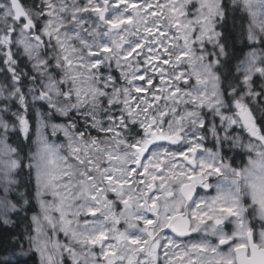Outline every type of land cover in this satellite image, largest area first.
Segmentation results:
<instances>
[{
  "label": "rangeland",
  "instance_id": "374dc122",
  "mask_svg": "<svg viewBox=\"0 0 264 264\" xmlns=\"http://www.w3.org/2000/svg\"><path fill=\"white\" fill-rule=\"evenodd\" d=\"M233 1L248 15V42L262 48L238 66L244 92L231 117L214 72L221 0H25L45 49L16 24L9 0H0V36L41 86L42 95L32 86L19 95L32 115L38 212L31 243L41 264H128L134 242L145 240L146 201L166 223L181 211L180 187L194 173L212 180V192L191 206L202 202L211 211L206 239H216L215 258L231 261L217 249L232 233L237 245L246 241L244 208L259 219L257 241L264 245V134L255 111L264 95V0ZM6 95L0 84V101ZM6 112L0 105L3 216L12 209L6 194L16 166L3 134ZM128 124L137 129L129 141L121 139ZM194 151L197 169L186 163Z\"/></svg>",
  "mask_w": 264,
  "mask_h": 264
},
{
  "label": "trees",
  "instance_id": "16d2710c",
  "mask_svg": "<svg viewBox=\"0 0 264 264\" xmlns=\"http://www.w3.org/2000/svg\"><path fill=\"white\" fill-rule=\"evenodd\" d=\"M21 2L28 9L25 0ZM220 11L221 16L217 18L215 28L221 54L217 57L214 72L218 81V92L227 106V112L233 117L236 115V102L242 98L244 92L238 66L251 49L256 47L260 49L262 44L248 42L246 27L248 15L239 4L233 0H221ZM5 41L0 36V84L7 93L0 101V105L8 109V112L2 114L7 124L3 134L8 146L13 150L12 157L16 166L13 168V182L7 187L6 194L7 202L12 209L5 216L0 214V264H41L40 255L31 243L33 216L38 212L32 162L34 142L32 131L28 126V123L32 124V115L27 109V104L25 103V108L19 102L20 88L23 92L27 87L32 86L37 90L38 95H42L41 86L30 67L24 64L22 59H17L15 54L17 49ZM49 65L52 66L51 60ZM262 65L264 67L263 61ZM113 75L119 79L116 71H113ZM253 84H258V77L253 79ZM17 88L18 95L15 92ZM60 89L66 97L61 86ZM257 102L256 126L264 134L263 93L259 94ZM41 105L46 106V103L41 100ZM72 119L77 129L84 130L89 137L91 131L77 118L72 117ZM128 126L129 130L124 134V138L129 141L132 139L131 135L137 134V129L135 125L128 124ZM224 152L227 153L225 148Z\"/></svg>",
  "mask_w": 264,
  "mask_h": 264
},
{
  "label": "flooded vegetation",
  "instance_id": "af4514ba",
  "mask_svg": "<svg viewBox=\"0 0 264 264\" xmlns=\"http://www.w3.org/2000/svg\"><path fill=\"white\" fill-rule=\"evenodd\" d=\"M233 169L237 170L235 167H233ZM239 178L241 179L240 176ZM209 193L210 192H206L203 189H198L194 199L188 206V215L192 222V229L194 230L193 235L190 238L183 239L173 235L166 229V223L161 219L149 220L146 223L147 243H144V245H139V248L135 249V243L138 242H134L133 248L131 250L134 258H132V260L130 261L131 264H236L235 250L237 248H247L248 256L251 255V249L249 248L248 240L249 236H252L254 242L258 246L264 247V245H261L257 241V234L259 231V227L261 226L259 219L256 216L252 217L251 212L248 211L247 208H244L243 210L245 215L243 217V222L245 220L248 225V231L245 235L246 241L237 245V233H232L234 237L228 238L230 242L222 244L221 242L225 239L220 240L218 242L217 249L218 251L227 250V258L231 261L226 263L223 261V258L221 256L215 258L216 251H214L213 249L215 248L214 246L216 239H206V231L211 226V211L208 207L205 208L204 206L207 205L203 204L202 202L196 208L197 210H195L191 206L201 195H209ZM182 202L184 204L183 199ZM184 207L185 204L183 205L182 211L183 209H185ZM202 208L205 209L201 210ZM195 212H197V219L206 217L204 221L197 222L196 220H194L193 217L195 215ZM227 220L228 223L233 222L229 215ZM217 223H219V221H217ZM199 229H201L200 232ZM203 240L205 241V245L199 247V241L202 242Z\"/></svg>",
  "mask_w": 264,
  "mask_h": 264
},
{
  "label": "water",
  "instance_id": "95a60500",
  "mask_svg": "<svg viewBox=\"0 0 264 264\" xmlns=\"http://www.w3.org/2000/svg\"><path fill=\"white\" fill-rule=\"evenodd\" d=\"M10 3L11 8L16 15L15 18L18 20L25 18V13L20 0H10ZM105 6H107L106 2ZM29 25L30 23L27 20V29L30 27ZM32 28H34V26H32ZM195 155L196 154L194 153L193 160L190 162L194 167L196 166ZM198 187L208 188L209 180L205 179L202 175H198L191 178L190 182L183 186L182 193L188 203H190V201L192 200L196 188ZM190 226V220L186 217V215L178 214L172 218L169 227L179 236L189 237L191 235ZM250 248L252 251L251 258L247 257L246 248L238 249L236 251L238 264H264V249H260L256 245H254L252 238H250Z\"/></svg>",
  "mask_w": 264,
  "mask_h": 264
}]
</instances>
